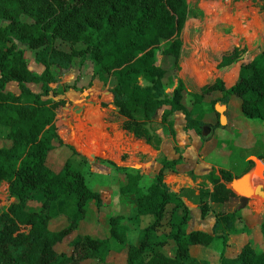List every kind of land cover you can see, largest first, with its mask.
<instances>
[{"label":"trees","instance_id":"trees-1","mask_svg":"<svg viewBox=\"0 0 264 264\" xmlns=\"http://www.w3.org/2000/svg\"><path fill=\"white\" fill-rule=\"evenodd\" d=\"M188 12L187 0H0V20L6 21L0 25V137L10 141L0 146V188L5 186L7 193V201L0 203V264L105 262L112 242L125 244L128 239L121 215L109 217L108 237H71L87 217L90 202L94 200L100 207L103 201L70 158L60 170L48 163L57 144L74 150L58 133L57 109L67 102L56 98L61 82L51 66L67 68L76 57L89 55L94 75L112 94V103L122 117L121 128L155 149L162 138L151 130L149 122L159 109L166 107L161 122L172 135L175 126L170 117L175 112L183 113L185 129H195L201 135L206 124L204 103L215 92L220 96L210 100L214 110L218 101L228 104L237 96L246 118L264 121V50L242 61L245 46L222 55L217 65L219 76L189 93L192 109L185 105L186 85L177 72ZM16 40L35 49V61L43 66L42 72L29 68ZM57 40L68 42L71 49L58 47ZM164 41L162 53L173 58L175 71L168 76L174 85L171 96L164 83L168 69L157 61ZM80 43L85 47L79 49ZM10 81L17 82L18 93L7 89ZM30 84H38L40 90H33ZM178 163L179 158L165 159L147 190L141 185V171L122 169L120 194L135 195L136 216L153 217L140 242L129 245L126 264H264V248L257 250L252 240L235 255L225 251L231 237L244 232V227L238 226L243 217L237 208L214 209L238 197L229 187L238 176L224 168L219 175H209L212 187L198 188V208L202 218L213 212L212 232L187 231L190 208L164 181L167 173L177 172ZM253 165L249 160L244 172ZM35 200L40 206L31 204ZM62 215L66 224L50 229L49 222ZM165 225L169 226L166 233L161 231ZM260 228L264 234V216ZM67 237L69 251L58 250ZM216 239L223 245L217 263L193 254V246L209 247ZM170 240L175 244L174 255L163 250Z\"/></svg>","mask_w":264,"mask_h":264},{"label":"rangeland","instance_id":"rangeland-1","mask_svg":"<svg viewBox=\"0 0 264 264\" xmlns=\"http://www.w3.org/2000/svg\"><path fill=\"white\" fill-rule=\"evenodd\" d=\"M187 2L189 12L181 34L183 46L180 70L177 74L186 85L183 102L192 109L189 93L192 90L199 91L200 88L212 83L219 76L220 71L217 65L222 55L232 51L236 46H245L246 52L242 58L244 61L264 50V0H187ZM23 19H28V17L23 16ZM4 24L6 21L0 20V25ZM15 42L24 50L29 68L42 72L43 66L35 61V49L17 40ZM56 44L65 50L71 49L68 42L57 40ZM166 44L167 42L164 41L157 51V61L168 69L164 83L168 95L171 96L174 85L169 82L168 76H171L175 71L173 58L162 53ZM77 47L81 49L85 46L80 43ZM235 66L237 67V63L230 70V74L234 73ZM51 70L60 77L61 82L60 93L56 98H63L67 102L66 105L57 109L58 133L63 141L74 147V150L57 144L49 155L48 163L54 170H60L65 161L70 158L73 164L84 173L88 186L100 192L103 201V205L100 207L95 204L94 200L90 202L87 217L82 222L87 229L90 226L89 232L81 234L108 237L109 233L106 232L107 228L109 229L111 215H121V222L127 229V242L119 244L113 241L112 250L105 262L87 260L83 264H126L129 245L140 242L145 227L152 222L153 217L151 215L144 218L136 216L135 195L120 194L119 184L124 177L122 169L125 168L132 172L141 171L144 174L141 185L147 190L165 159L178 157L179 162L185 159L189 149L187 146H179V141L186 140L182 127L184 115L182 112H178L176 117L174 114L170 117L177 128L176 137L161 122V114L166 107L159 109L149 122V127L162 138V143L158 149L150 145L149 147L144 144V140L135 138L121 128L122 117L112 103V94L108 90V86L102 84L94 75V64L89 55L76 57L67 68L53 65ZM30 87L35 91L40 90L38 84H30ZM219 96V92H215L209 95L204 103L206 124L214 123L215 128L213 135L209 139L203 138L202 141L206 143L205 150H209V147L221 140L222 149L231 151L233 156L222 153L215 147L208 154V161L223 168H231L233 172L240 174L246 166L244 158L246 153L249 158L263 156L262 159L260 158L263 162L262 165L260 164V172L253 182V187L260 191L250 192L244 207H240V194L237 193L238 197L233 198L227 204L216 206L214 209V211H219L237 208L243 217L238 226L244 227V232L232 236L229 245L225 248L228 255H235L247 240H252L257 250L264 248V234L260 228V222L264 216V121L245 118L241 111L240 98L234 96L235 100L232 101L231 120L229 121L232 122L235 119L238 125L234 129L230 123L227 125L226 121L224 125L227 127L222 126L219 119L220 114L218 113V118L216 109L214 110L210 102L211 99ZM216 104L225 105L221 101ZM197 113V110H194V115ZM246 119L251 124V128L261 129V132L249 131V128L245 127V123L241 125L237 121ZM250 132L251 139L249 140ZM6 143L9 145L10 141L0 137V146H4ZM189 151L193 155V144ZM191 166L188 162L184 167L186 169L184 172H192L193 170H189ZM246 167H248V163ZM184 176L167 173L164 181L169 187L171 186V189L174 187L172 190L175 192H178L181 187H206V184H203L200 179L193 184L190 181L186 182ZM0 195V203L6 202L5 186L0 188ZM189 195L192 196V193ZM31 204L40 206V202L36 200ZM189 205L192 216L187 224V231L200 228L212 232L214 214L202 218L200 209L193 204L189 203ZM66 209L70 211L71 207H66ZM62 217L64 222L57 227L66 224V217L63 215ZM50 226L51 229L52 224ZM168 230L169 226L165 225L161 231L166 233ZM73 236L75 233L71 237ZM57 249L69 251L68 240L58 245ZM163 250L168 255H174L176 250L174 241L170 240ZM192 250L193 254L217 263L223 245L221 240L216 239L209 247L193 246Z\"/></svg>","mask_w":264,"mask_h":264},{"label":"crops","instance_id":"crops-1","mask_svg":"<svg viewBox=\"0 0 264 264\" xmlns=\"http://www.w3.org/2000/svg\"><path fill=\"white\" fill-rule=\"evenodd\" d=\"M234 79V76L232 77V79L231 80H233ZM14 84H16V85H14ZM7 89H9V90H11V91H13L14 93H18V90H19V88H18V84H17V82L15 83V81H10V82H8L7 83ZM15 86H17V87H15ZM192 92H195V91H193L192 90ZM218 93V92H217ZM220 94V93H219ZM233 100H235V97L233 96L232 98H231V100L229 101V103L228 104H225L226 106H227V109H226V111H225V115H226V119H227V125L230 123V125H231V127L232 128H236L237 127V123L235 122V119L234 120H232V122H230L229 120H231L230 119V111H231V105H232V101ZM240 103H241V100H240ZM240 107H241V104H240ZM242 111V110H241ZM176 113H178V112H175L174 113V115H175V117L177 116L176 115ZM245 117V116H244ZM236 118V117H235ZM246 118V117H245ZM247 119H249V118H247ZM247 119L245 120V121H242V120H237V121H239L240 122V124L241 125H244V123L246 124V128L248 129L249 128V131H253L254 133H260L261 132V129H253V128H251V124L250 123H248V121H247ZM176 121V120H175ZM203 121L206 123V119L204 118L203 119ZM185 124H186V121H185V118H184V122L182 123V127H183V130L185 131L184 132V135L186 136V140L184 141V142H180L179 141V146H187V148L190 150V147H192V144H193V155H191V152L189 151V150H187V155H185L186 156V158L185 159H183L181 162H179L178 164H177V166H176V168H177V172H175V173H172V175H175V176H184L185 177V181L187 182V181H190V182H193V184L198 180V179H200V181L201 182H203V184H206V187H209V188H211L212 186H211V183L209 182V175L213 172V173H215L216 175H219V170L221 169V168H223V167H220L218 164H213V163H211L210 161H208V154L209 153H211L212 152V148H218L219 150H220V152H222V153H228V154H231L232 156H233V154L232 153H230L231 151H225L224 149H222V147H221V140H219V141H217L216 142V144L214 145V146H211V147H209V150H205V148H206V143L204 142V141H202L203 140V136H202V134L200 135V134H198L197 132H196V130L195 129H192V128H189V129H185L184 128V126H185ZM205 125H213L212 127H213V132H214V128H215V125H214V123H212V124H205ZM204 125V126H205ZM174 126H175V123H174ZM203 126V127H204ZM222 126H226V125H222ZM203 127H202V129H203ZM227 127V126H226ZM177 128L175 127V136L177 137ZM212 135H213V133H212ZM211 135V136H212ZM251 132L248 134V136H249V140L251 139ZM210 136V137H211ZM209 137V138H210ZM209 138H204V139H209ZM248 142V141H247ZM144 144H146L147 146H149L147 143H144ZM6 146L8 145L7 143L5 144ZM150 147V146H149ZM252 148V147H251ZM160 152V151H159ZM175 158H178V157H174V159ZM245 160H246V166H247V163H248V161H249V156L247 155V153H246V155H245ZM188 162H189V164L190 165H192L191 166V168L189 169V170H193L192 172L190 171V172H184V171H186V169L184 168L187 164H188ZM246 166H245V168H244V170H243V172L242 173H240V174H236L235 172H233V170H231V168H224V169H228V170H230L235 176H240V175H242L243 173H245L244 171H245V169H246ZM193 167V168H192ZM171 187V186H170ZM200 186H197V187H190V188H183V187H181L180 188V190L178 191V193H180L181 195H182V198H183V200L185 201V203L189 206V208H190V205H189V203L190 204H193V205H195L196 207H198V188H199ZM172 189H174V187L172 188ZM192 193V196L191 195H189V194H191ZM232 200V199H231ZM230 200V201H231ZM230 201H228V202H230ZM228 202H226L225 204H227ZM210 214H213V212H211V213H209L208 215H210ZM201 215V214H200ZM208 215L206 216V217H208ZM149 215H147V217H148ZM192 216V215H191ZM144 217H146V216H142V218H144ZM214 219H215V217H214ZM191 220V219H190ZM189 220V221H190ZM84 220H81L80 221V223H79V226H78V228H77V230H75L74 232H73V234L75 233V235L76 234H81V233H88L89 232V228H90V226H89V228L87 229L83 224H82V222H83ZM121 221H122V219H121ZM64 222V219H63V217L62 216H59V217H57V218H53L50 222H49V228L51 227L50 226V224H52V228L51 229H54V228H56L57 226H59L61 223H63ZM122 223V222H121ZM213 223H214V221H213ZM213 223H212V225H213ZM212 228V227H211ZM194 229H200V228H194ZM88 230V231H87ZM191 230H193V229H191ZM203 230V229H202ZM209 232V231H208ZM106 233H109V229L107 228V232ZM72 236V235H71ZM69 238L70 237H67V239H65V240H69ZM110 255V254H109ZM109 257V256H108ZM108 259V258H107Z\"/></svg>","mask_w":264,"mask_h":264},{"label":"water","instance_id":"water-1","mask_svg":"<svg viewBox=\"0 0 264 264\" xmlns=\"http://www.w3.org/2000/svg\"><path fill=\"white\" fill-rule=\"evenodd\" d=\"M216 111L220 114V123L224 125L227 121L224 112L227 109L226 105L219 104L215 105ZM213 133V127L211 125H205L202 129V136L204 138H209ZM249 160L254 162L253 167L249 169L247 172L243 173L242 175L235 177L229 184V187L232 188L236 193L240 194V207H244L248 200V194L250 192L259 190L256 187H253V182L257 178L256 176L259 174L260 166L263 164L262 160L259 157L251 156ZM261 164V165H260ZM259 187V185H257Z\"/></svg>","mask_w":264,"mask_h":264},{"label":"bare ground","instance_id":"bare-ground-1","mask_svg":"<svg viewBox=\"0 0 264 264\" xmlns=\"http://www.w3.org/2000/svg\"><path fill=\"white\" fill-rule=\"evenodd\" d=\"M221 105L219 104V107H220Z\"/></svg>","mask_w":264,"mask_h":264}]
</instances>
